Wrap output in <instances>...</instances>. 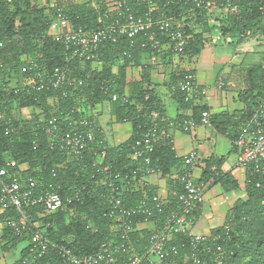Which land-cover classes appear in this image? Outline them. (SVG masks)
Listing matches in <instances>:
<instances>
[{"label":"built area","instance_id":"obj_1","mask_svg":"<svg viewBox=\"0 0 264 264\" xmlns=\"http://www.w3.org/2000/svg\"><path fill=\"white\" fill-rule=\"evenodd\" d=\"M12 1L0 0V4ZM88 1L92 2L97 12L98 25H77L71 21L64 6L56 8L57 20L51 24L48 36L62 44L66 65L55 66L50 71L46 64L40 65L35 58L25 57L21 67L23 82L19 86L13 83L7 86L8 93L18 94L25 89H49L69 97L74 91L82 90L87 85L84 78L71 73V63L78 61L85 65L92 62L95 66L97 62H101V50L105 44L117 43L124 38L130 41L133 48L150 49V56L142 64L158 65L160 57L164 58V52L170 51L173 53L172 61L175 66L185 53L188 43L185 33L188 16L183 13L176 16L166 15L162 10L164 5H170L173 0H104L103 7L96 0ZM194 8L210 12L221 9L214 0H194ZM261 9L264 12V5ZM221 10L236 13L238 8L229 5ZM4 42L0 40V47L4 46ZM139 67L142 70L141 66ZM137 68L136 65L131 67L136 72L135 77L141 78ZM173 71L180 78L172 86V90L181 91L187 101L207 95L208 90L201 89V83L194 72L181 74L179 69ZM224 84L221 79L219 86ZM129 96L127 89L122 98L129 102ZM118 97V94H113L112 100L115 101ZM3 102L0 96V122H11L13 117L8 120L6 113L1 110ZM77 102L80 103L81 100L77 99ZM39 113L42 118L36 121L38 125L33 129L36 134L33 140L35 146L40 144L41 133H45L51 150H59L69 159L82 161L85 152L92 149V144L97 143L99 151L95 153L94 166L97 171L104 173L113 171L116 156L108 154L103 126L86 112L85 107L75 105L63 113L51 114L48 118L42 111ZM143 118L147 120V125L130 145L129 154L131 160L137 163L135 170L141 174L111 172L113 179L109 185L115 193L109 198L110 208L107 215L112 221L113 232L93 253L80 254L66 243L53 241L45 228H35L40 227V224L31 221L28 210L30 207L40 206L44 214L57 212L74 199H79L80 191L84 190L85 186L72 196H63L55 186L40 190L39 181L33 176H26L29 165L23 167L12 157H5V164L0 165V214H3L5 219L0 225L9 227L17 236L29 239L27 252L12 264H41L40 259L46 257L51 249H54L66 264H172L174 256L180 254L179 244L175 242L180 235L190 237V253H185V258L190 260V264H224L223 246L218 244L212 247L206 244L211 240L212 233L193 231V212L206 202L207 191L206 187L197 181L195 169L199 164V157L195 151L184 155V168L178 176L180 188L173 190V196L178 202L176 208H171L172 200L169 197H164L157 191L148 193L145 188H141V184H144L141 181L142 175L163 174L162 167L154 164V154L159 145L171 140L170 129L192 131L199 124L207 125L210 123V111L204 110L200 119H173L158 109H152L145 112ZM10 127L6 128L8 134L20 130V126L12 124ZM234 145L237 150L236 167L258 173L264 178V91L239 130ZM108 156H111V160L105 163ZM138 190L143 192L142 197L133 205H127L119 196L121 191L132 193ZM10 210L15 214H8ZM160 214L162 219L159 228L147 237L135 235L136 217L149 221ZM226 228L229 229V226ZM143 239L147 242L139 248L138 245ZM182 245L185 247V243Z\"/></svg>","mask_w":264,"mask_h":264},{"label":"trees","instance_id":"obj_2","mask_svg":"<svg viewBox=\"0 0 264 264\" xmlns=\"http://www.w3.org/2000/svg\"><path fill=\"white\" fill-rule=\"evenodd\" d=\"M214 1L221 9L229 5L238 8L236 13L227 12L226 17L220 19V30L223 34L234 31L238 35L236 40L251 37L248 30H253V33L256 34L262 32L261 34L264 35V12L261 9L264 0ZM96 2L102 7L104 6V0H96ZM91 4V1H86L72 3L64 7L73 23L98 25L97 12ZM193 7L194 0H173L170 5H164L162 10L166 15L176 16L183 13L188 16L187 21L195 18L196 22L201 23L205 29H209L210 26L206 19L212 13L207 10L193 9ZM52 23V19L47 14L40 12L39 9H35L30 0H13L11 3L0 4V40L5 41L4 46L0 47V59L3 58V61L0 62V96L4 101L1 110L5 111L6 118L11 120L13 102L18 103V106L21 107L38 108L48 118L51 114L63 113L75 105L86 108L89 104L93 106L109 101L117 115V121L131 122L134 127L132 136L126 142L118 146H110L106 143L108 154L116 156L111 172L140 175L141 173H137L135 170L137 163L131 160L129 154L130 145L140 136L141 131L147 125V120L143 118V114L152 109H158L166 114L159 103L160 92L155 87H150L153 83L152 68L154 66L142 64L144 58L150 56V49L133 48L130 41L124 38L117 43L105 44L101 50V62H97L95 66L92 62H87L85 65H81L78 61L71 63V73L84 78L87 85L82 90L74 91L69 97L61 96L59 91L49 89L43 91L25 89L18 94L6 91V87L12 83L18 86L22 84L23 72L19 69L25 62L22 60L25 56L35 58L40 65L46 64L50 71L55 66L66 65L62 44L48 36ZM185 33L188 36V43L181 58L187 56L191 59L201 52L205 39L188 25L185 28ZM39 51H42L43 54H37ZM125 52L127 54H124ZM172 57V52H164V58L168 64L172 62ZM135 65L136 67L142 66L143 74L140 79L133 82L131 89H128L130 100L125 102L122 94L126 92L129 84L127 71ZM115 66H117V71L114 70ZM187 71L194 72V70H180V73ZM249 76L253 87L251 93L258 90L260 96L264 91V64L254 65L250 68ZM179 78L180 76L173 71L168 86L169 91L181 104L191 102L192 100L187 101L185 99L181 91L172 90V86L178 82ZM113 94L119 95L115 101L112 100ZM258 94L253 98L256 105L259 98ZM77 99H80L81 102H77ZM252 111H247L242 116L239 115L238 119L229 116L228 118L219 117V121L222 122L219 123L218 129L233 140V145L239 130ZM37 116L39 120L40 113ZM36 121L24 122L29 127L22 133L11 135L5 132L6 128L8 124L17 126L18 121L12 118V122H0V165L5 164L6 156L12 157L19 164L28 162L30 168L27 170L26 176L36 178L39 181L38 188L40 190L55 186L63 196H72L82 186H85V189L80 191L79 199H74L72 203L67 204L57 212L44 214L40 206L30 207L28 210L31 214V221L40 224V227L35 228H45L47 235L53 241L66 243L80 254L93 253L99 248L101 242L111 237L113 232L112 221L107 215L110 208L109 198L112 193H115L109 185L113 179L112 173L97 171L94 166L95 153L99 151L97 143L92 144V149L85 152L82 161L69 159L66 154L59 150H51L47 144L45 133H41L40 144L35 146L33 140L36 138V134L33 129L38 125ZM233 126H236L237 130H234ZM166 143L163 142L159 145L154 154V164L162 167L163 174L170 171L171 163L181 162V158H175L169 141ZM110 160L111 156H108L105 163H109ZM221 163V159L213 157L207 160L206 168L198 183L202 184V181L212 176L215 183H220L227 190L237 188L236 179L231 173H225L221 170ZM54 172H56V176H54ZM245 190L247 197L236 200L227 214L224 225L214 229L211 232V240L206 243L212 247L218 244L223 246L224 264H264L263 176L247 171ZM142 193L141 190L132 193L121 191L119 196L127 205H133L142 197ZM171 200V208H176L178 206L177 199L173 196ZM80 207L88 208L89 216L97 223L96 231L91 232L86 222H67L70 211ZM198 209L193 213L195 214ZM8 214H15V212L10 210ZM161 216L162 214L159 215V217ZM154 217L156 219L158 215ZM4 219V215L0 214V223ZM141 221H143L142 217L135 218L137 224ZM227 225L229 229L226 228ZM0 234L4 237H11L12 240L26 238L15 235L13 230L3 225H0ZM146 242L147 240L143 239L138 247H143ZM175 242L179 244L180 254L174 256L172 261L182 263L185 259V253H190V237L180 235L175 239ZM182 243H185V247ZM4 249H9V246H5ZM27 249L26 247L25 253ZM40 261L41 264H46L47 261L52 264H66L54 249H51L46 257Z\"/></svg>","mask_w":264,"mask_h":264},{"label":"crops","instance_id":"obj_3","mask_svg":"<svg viewBox=\"0 0 264 264\" xmlns=\"http://www.w3.org/2000/svg\"><path fill=\"white\" fill-rule=\"evenodd\" d=\"M81 2H86V0H82ZM211 13V16L206 19L210 26L209 29H205L201 23L196 22L194 20L195 18L190 19L187 23L188 26H191L196 33L205 39V44L201 52L191 59L187 56L182 57L175 66L173 61L168 64L166 58L160 57V63L152 68L153 83L150 86L151 88L155 87L160 92L159 103L164 108V112H166L168 117L173 119H187L191 117L200 119L202 112L209 110L210 123L207 125L199 124L192 131H183L180 128L170 129L172 137L169 143L171 144L175 158H181V162L179 163L177 161L178 163L176 164L171 163L170 171L166 174L141 176V181L144 183L143 185L141 184V188H145L148 193L157 191L164 195V197L172 199L173 190L179 186L178 176L184 168L182 162L184 155L192 151L198 154L199 164L195 169L198 182L206 168L207 160L212 157L222 160L221 170L225 173H231L236 179L238 187L227 190L220 183H215L212 176L201 182L207 189L206 202L194 214L193 231L195 233H211L214 229L222 227L226 221L228 212L236 200L247 197L245 190L247 171L243 168L236 167L237 150L233 145V140L221 132L218 129V125L222 122L219 121L220 116H224L225 118L229 116L238 119L239 115L242 116L243 113L252 111L256 106L253 98L259 92L255 90L251 93L253 87L249 76L250 66L256 61L255 55L253 54L257 52L252 49L255 46H251V44L247 46L248 42L255 40V37L259 33H254L249 38L236 40V36H238L236 32L228 31L226 34H223L220 30V19L226 17L227 11L215 9ZM225 25L227 24L225 23ZM251 31L253 30H248V32ZM218 41L222 44H233L234 52L218 51L216 48ZM144 59L147 60L148 57ZM254 65L256 64L254 63ZM174 69L194 70V73L201 83V89L208 90L207 95L197 96L191 102L181 104L168 88ZM114 70L117 71V68H114ZM138 79L140 78H134L131 81L127 79L129 83L127 89L130 90L133 82ZM221 79L225 82L222 87L219 86ZM171 99H174L175 109L171 106ZM105 102L97 103L93 106L88 105L86 112L99 121V118L104 116L103 105ZM99 106L100 108L97 109ZM24 111L25 114L29 115H27L28 117H31L33 120H38L37 115H30L34 112L33 107H25ZM107 118L106 124H109L113 136V142H110L107 131L105 132L103 127V137L107 144L110 146H118L132 136L134 132L132 123L128 121H117V115L114 113L112 106ZM233 129L237 130L236 126H233ZM166 142L168 141H164V144H167ZM21 164L23 167H28L29 165L28 162ZM161 219L162 217H157L149 221L143 220L139 222L136 226L135 235L143 236L145 234L144 236H148L153 230L161 226ZM25 239L19 238L12 240L11 237H4L0 234V264H12L22 257L29 241L27 240L28 243L20 249L18 245ZM5 246H9V249H4ZM17 250H19V255L16 254ZM185 262L186 259H184L183 263L172 264H187ZM46 264L52 263L47 261Z\"/></svg>","mask_w":264,"mask_h":264},{"label":"rangeland","instance_id":"obj_4","mask_svg":"<svg viewBox=\"0 0 264 264\" xmlns=\"http://www.w3.org/2000/svg\"><path fill=\"white\" fill-rule=\"evenodd\" d=\"M79 1L80 0H30L31 5L33 7H35V9H39L40 12L47 14L52 19V21H56L57 20L56 8L58 6H68L69 4H72V3L76 4ZM261 33L259 32V35L257 37H255L256 41L252 40V41L248 42V45H247V46H250V44H251V46H255V48L252 47V49H254L253 51L257 52V53L253 54V55H255L256 61L254 63L256 65L257 64H264V35L261 34ZM252 34H254V33L253 32L250 33V35H252ZM216 48H217L218 51H221V52H225V51H228L229 53H233L234 52L233 44H229V43H227V44L223 43L222 44V43H220L218 41L216 43ZM39 53H40V55L43 54L42 51L37 52V54H39ZM25 57H27V56H25ZM2 61H3V58L0 59V62H2ZM254 63L251 64L250 68H252L254 66ZM141 68H142V66H141ZM137 69L136 70L139 72V75L142 76L143 68L141 70L140 67L138 66ZM19 70L23 72V69L20 68ZM127 76H128V80H130V81L133 80L134 78H136L135 77L136 76L135 70L129 68V70L127 71ZM173 102H174V99H171V106L173 107V109H175V104H174L175 102L174 103ZM111 106H112V104L110 105V103L108 101L105 102V104L103 105V114H104V116L99 118V123L104 127L105 132L107 131V134H108V137L110 139V142H113V136L111 134V130L109 128V124H106V120L108 119L107 116H109V114H110ZM99 108H100V106L97 107V109H99ZM24 109H25V107L18 106V103H13L12 102L11 115L13 117V120L15 119L16 121H18V123H17L18 125L17 126H20V130H19V132H17V134L24 132V130H26L29 127V126L25 125L24 122L25 123L26 122H30L31 123V121H33V119L31 117H28L29 116L28 114H25ZM33 110H34V112L31 113L30 115L36 116L37 113L39 112V109L33 107ZM40 118H42L41 115H40ZM11 125L12 124H8V127H10ZM11 134H13V133H9V135H11ZM72 221H74V222L81 221L83 223L86 222L87 225H88V229H90L91 232H94L97 229V223L91 218V216H89L88 208L80 207V208H76L74 210H71L70 211V217H69V219H67V222H72ZM27 240L29 241V239L26 238L24 241H22L18 245L19 249L22 248L23 246H25L28 243ZM16 254L19 255V250L16 251ZM185 259H186L185 263L190 264V260L187 259V258H185Z\"/></svg>","mask_w":264,"mask_h":264}]
</instances>
